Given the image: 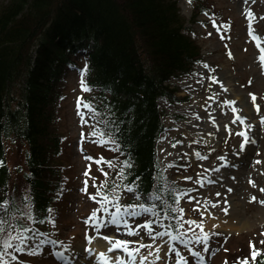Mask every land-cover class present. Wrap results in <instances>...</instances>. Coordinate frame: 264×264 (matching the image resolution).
I'll return each mask as SVG.
<instances>
[{"label":"trees","instance_id":"16d2710c","mask_svg":"<svg viewBox=\"0 0 264 264\" xmlns=\"http://www.w3.org/2000/svg\"><path fill=\"white\" fill-rule=\"evenodd\" d=\"M191 4L192 23L203 14L212 22L214 5ZM186 23L176 0H3L0 203L9 201L2 219L6 230L31 228L29 215L47 221L48 209L58 211L63 189L71 184L62 168L68 160L66 136L57 125L70 72L84 57L83 100L96 110L92 113L106 138L115 140L107 150L115 170L112 176L99 175V181L107 180L105 190L131 183L144 196L155 192L161 198L154 199L156 205L171 216L183 186L167 179L157 153L165 130L159 100L175 102L179 86L172 81L189 74L202 58ZM4 236L0 233V247ZM2 259L20 264L7 255ZM248 264H264V249Z\"/></svg>","mask_w":264,"mask_h":264},{"label":"rangeland","instance_id":"374dc122","mask_svg":"<svg viewBox=\"0 0 264 264\" xmlns=\"http://www.w3.org/2000/svg\"><path fill=\"white\" fill-rule=\"evenodd\" d=\"M176 1L180 14L188 22L186 26L190 30L186 33L194 36L202 47V58L193 72L181 80H174L175 85L179 86L175 102L168 101L167 98L159 100L167 125L159 142V157L170 180L185 185L181 193L187 190V195H181L178 201V207L184 209L183 220L203 221V231L209 233V251L203 253L205 264H244V258L252 260L253 243L257 250L264 249V203L260 202L264 201V191L261 190L264 189V122L261 121L264 116V62L259 59L260 48L264 47V0H206L216 10V15L211 14L210 24H213V20L216 22L213 28L209 23H202L206 20L205 15L197 18L198 24H193L192 4L188 0ZM1 3L3 0H0V5ZM248 10L253 12L251 20L246 14ZM218 16L219 20L216 19ZM249 26L260 38V47L252 38ZM85 60L84 58L83 62ZM83 71L81 67L71 72L72 78L68 81L61 119L57 125L59 131L66 136L64 148L68 153V160L64 159L62 164L68 169L69 177H74L75 183L68 187L65 203L60 204L58 224L53 227L50 222L44 223V230L59 238L62 245H68L66 249L59 248L66 255L77 254V251L82 250L88 236H93V241H103V235L130 241L143 238L147 242L149 239L143 232L140 237L129 236L126 231H116L115 226L108 229L103 226L100 229L101 236H97L95 226L89 222L92 212L100 207L97 202L100 197L93 200L89 195L96 192L92 187L105 181L103 177L99 181V175H104L110 169L107 176H112L115 168L109 167L105 162L110 160L107 154L109 144L98 143L99 135H93L97 126L96 116L89 108L82 107L85 103L81 99L86 95V89L81 87ZM212 76L217 79L212 80ZM251 93L256 94L255 102L251 99ZM178 98L186 100L180 102ZM225 100L236 102L239 115L247 117L244 124L236 121L237 113L231 110V105L223 103ZM256 104L260 105L259 110ZM245 125L251 127L245 129ZM244 130H247L252 142L245 144L244 150L237 154L243 140L238 133ZM196 153H200V156ZM101 156L104 161L97 164L96 160ZM221 156L230 164L231 171L222 177L223 180L213 178L202 184L197 183L203 176L209 175L208 171L221 165ZM86 179L88 191L84 192L81 189ZM123 191L127 201L144 199L142 195L136 196L126 189ZM24 192L27 193V188ZM229 195L233 196V202L238 204V208L229 202ZM220 210L230 214L232 222L238 226L237 231L229 232L225 225L213 223L217 222L213 212L221 214ZM101 211L97 212L98 217H102ZM136 211L141 212V215L130 218L133 228L137 223L143 225L145 220L155 219L139 208ZM6 212L7 209L1 202L0 220ZM172 214L162 216V223L172 225L173 221L176 224L173 217L178 212L172 210ZM237 215L246 222L244 227H240ZM153 227L159 226L154 224ZM188 227L196 234L201 232L195 225L185 224V228ZM192 234L186 232V235ZM44 238L47 239L46 236ZM176 244L189 264H198L184 245L178 242ZM50 245L52 244L49 243L48 246ZM135 246L129 244V247ZM194 247L200 250L203 245L194 244ZM144 251L141 249V252ZM51 252L45 244L38 255L29 254V257H21L16 261H21L22 264H26L28 260L33 264H61L50 255ZM19 253L21 252H16L17 255ZM160 255H164L163 250ZM174 260L175 254L170 253L168 264H174Z\"/></svg>","mask_w":264,"mask_h":264},{"label":"snow or ice","instance_id":"6c2138e0","mask_svg":"<svg viewBox=\"0 0 264 264\" xmlns=\"http://www.w3.org/2000/svg\"><path fill=\"white\" fill-rule=\"evenodd\" d=\"M192 0H188V3H191ZM247 16L251 20L253 18V12L251 10L247 11ZM215 20H213V24H215ZM249 32L252 35V38L256 40L257 46L260 47V38L256 36L251 29V26H249ZM261 55L259 57L261 62H264V47L260 48ZM231 55V53H229ZM207 67V65H205ZM212 80H216V76L211 77ZM251 82V81H250ZM223 86V85H222ZM81 87H85L83 81L81 82ZM226 90V89H225ZM251 99L253 102L256 101L257 97L255 93H251ZM223 103L231 105L232 111L237 113L236 121H239V123L244 124L247 120L246 116L239 115V109L235 106L234 100H225ZM82 107L89 108L92 112H95L96 110L92 108L89 104H84ZM257 110H259L260 105L256 104ZM236 121H233L235 123ZM261 121L264 122V116L261 117ZM213 123H215V120H213ZM251 125H245V129L250 128ZM93 135H99L100 139L97 141L100 144H112L115 145L114 139H107V134L100 130L99 125L97 124ZM238 135L243 137L242 142L240 143L239 150L237 151V154H239L240 151L244 150L245 144L251 143L248 136L247 130L241 131L238 133ZM196 155L199 157L200 153H196ZM89 159H93L92 157H89ZM220 160H225V157L221 156L219 157ZM101 161H104V157H100L96 160V163L99 164ZM109 167H112V161L107 160L105 161ZM227 163V161H225ZM260 161H257L259 163ZM3 161H0V164H3ZM124 165L126 167L131 166L130 160H125ZM101 171H103V168H101ZM86 176L88 173L85 174ZM104 175L107 176L108 173L104 172ZM123 174H121L122 178ZM186 179L191 180L192 177H186ZM202 180H198L197 183L202 184ZM254 183V181H250ZM93 184H96L95 181H93ZM107 180L100 183L96 186V192L90 193L91 199L97 200L98 197H100L99 200H97L100 207L96 210H94L91 214V218L89 219V222L95 226L96 229V235L101 236L100 229L106 224L110 223L111 225L115 226L116 231H126L129 236H141V232L144 233L149 239L148 241H144L143 238L130 241L127 239H117L110 235H103L102 239L107 242V251L112 252L114 249H122L123 253L127 254V258H123L120 256H117L115 258L109 257L106 252L101 251L97 255V259L102 261V264H109V260H112V264H150V261L152 262H158V264H168L169 261V254L174 253L175 254V260L174 264H189L188 260L185 258V256L182 254L180 248L177 247L176 242H178L180 245H184L185 248L188 250V252L191 253V255L197 260L198 264H205V259L203 256V253L209 251L208 248V242H209V233L203 231V221H197L193 219H188L187 221L183 220V212L184 209L178 207V201L180 199L181 195H187V190H185L184 193L177 192L175 196V202H177V206L175 208H172L171 210L177 211L178 215L173 217V219L176 221L175 229L173 225H165L162 223V213L166 216L167 211L166 209L158 208L156 204H152L149 202L140 203V204H128V205H121L120 200L122 196L123 189H126L129 193H134L136 196H141L138 187L136 185H133L131 183L124 184L123 189L115 183H113L112 187L110 189H107ZM84 192L88 191V181L87 179L84 182V187L81 189ZM264 191V189H261ZM189 199H193V197H188ZM151 199H161L159 196L156 195V193H152L151 196L148 198ZM255 199V197H253ZM261 203H264V201H260ZM3 204L5 206V210L7 209V206L9 205V201L5 200L3 201ZM115 208V211H110L111 208ZM139 208L142 210L143 213H148L151 215V217H154L155 219H148L145 220L143 225L137 223L136 227H131V217H136L141 215V212L136 211V209ZM106 214L104 217H98L97 212L101 211ZM49 213L52 211V209H48ZM203 215V213H201ZM94 218V219H93ZM29 219H33L31 215H29ZM51 221L53 226L55 225V221L51 220V217L49 216L47 218ZM40 223L45 222L44 219H41L39 221ZM5 224V221L0 220V233H5L4 239L2 241V247H0V264H6V262L2 259L5 255L10 257L13 261L18 260L19 258L15 255V252H27L30 255H38L42 249L43 245L45 244H61L62 242L59 240H51V239H45L46 236L45 233L40 232L39 230L35 228H26V227H20L18 229H11L6 230L3 225ZM158 225V228H154L153 225ZM185 224L188 225H195L201 229L200 234H196L193 232V229L191 227L185 228ZM139 229V231H138ZM186 232L193 233L191 236L186 235ZM89 241V245H91L92 241L94 240L93 236L87 237ZM157 240H159V243H157ZM264 243V242H262ZM129 244H135V247H129ZM194 244H202L203 247L200 250H197L194 247ZM155 245V247H154ZM162 246H164L162 248ZM253 251H252V259L255 260V258L258 255V251L255 248V244L252 245ZM63 248H68V245H63ZM4 249H14V251H8L5 252ZM141 249H144V252H141ZM163 250L164 255L161 256L160 253ZM96 249L93 247H89L87 249V253L89 256H91L93 253H95ZM56 255L60 258H62L65 261V264H68V258L64 254L63 250L56 251ZM244 264H248V259L244 258Z\"/></svg>","mask_w":264,"mask_h":264},{"label":"bare ground","instance_id":"6f19581e","mask_svg":"<svg viewBox=\"0 0 264 264\" xmlns=\"http://www.w3.org/2000/svg\"><path fill=\"white\" fill-rule=\"evenodd\" d=\"M210 138V137H209ZM223 172L224 171H221L220 169L217 170L216 172H213L211 173L210 175H208L207 177H210V176H221L223 175ZM202 180V179H201ZM228 200L229 202H232V204H234V206L236 208H238V204L233 202V196L232 195H229L228 196ZM221 209V208H220ZM221 214L218 213V211H214L213 214H214V219L217 220L214 221L213 223H217L218 226H221L222 225H225L224 227L228 229V231H237L238 230V226L235 225L233 222H232V218L230 217V214H227L226 212L220 210ZM215 214H217L215 216ZM238 220L241 219V216L240 215H237L236 217ZM246 223V222H245ZM242 220L239 221V225L240 227H244V224H245ZM89 247H93L96 249L95 253H93L91 256L88 255L87 253V249ZM82 248L83 250H80V253H81V257L77 260V264H97V261H98V264L101 263V260H98L96 257L98 255L99 252L101 251H104L106 252L107 251V243L104 242V241H94L91 246L88 244V243H84L82 245ZM109 257L111 258H115L117 256H120V257H123V258H127V254L126 253H123V254H115V255H111V254H107ZM109 263H112V260L110 259L109 260ZM150 264H154V262H150Z\"/></svg>","mask_w":264,"mask_h":264}]
</instances>
